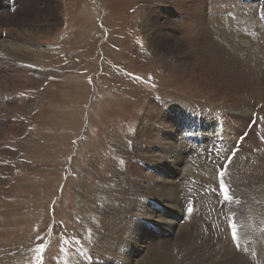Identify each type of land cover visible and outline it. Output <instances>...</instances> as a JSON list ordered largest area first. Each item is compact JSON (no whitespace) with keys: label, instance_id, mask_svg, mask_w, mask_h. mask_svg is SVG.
Wrapping results in <instances>:
<instances>
[{"label":"rangeland","instance_id":"1","mask_svg":"<svg viewBox=\"0 0 264 264\" xmlns=\"http://www.w3.org/2000/svg\"><path fill=\"white\" fill-rule=\"evenodd\" d=\"M213 3L221 0H0V31L11 36L14 28L22 44L12 57L0 53V264H93L95 258L103 264L117 238L127 255L149 239L132 254L134 264H264V98L253 97L264 89V62L243 55L244 63L262 66L247 72L255 70L250 83L231 78L238 89L221 87L214 61L184 67L182 86L177 75L157 76L171 55L173 63L183 62L178 57L192 52L183 38L201 34L212 15L242 41L264 37V25L253 35L240 18L247 4L264 24V0H233L221 10ZM254 46L264 53L263 45ZM196 90L201 95L184 102L214 115L186 125L204 126L212 142L205 149L209 138L197 131L191 146L171 132L181 158L165 163L171 156L160 150L154 126L166 118L180 127V111L164 108L174 103V91ZM159 99L161 114L154 116ZM168 180L177 187L180 213L169 209L162 191ZM99 195L106 199L99 202ZM142 200L146 214L135 205ZM97 203L108 209L102 212L108 218L98 212L99 230L90 212ZM158 215L166 228L147 225Z\"/></svg>","mask_w":264,"mask_h":264},{"label":"bare ground","instance_id":"2","mask_svg":"<svg viewBox=\"0 0 264 264\" xmlns=\"http://www.w3.org/2000/svg\"><path fill=\"white\" fill-rule=\"evenodd\" d=\"M233 0H221V3H213V7H219L218 9H224V5L225 4H228V5H236V3H232ZM12 4V3H11ZM10 4V5H11ZM13 5V4H12ZM246 6V9H242L240 10V13H241V20L243 22V24L246 25V27L248 29H251V32L253 33L254 35V32L257 33V29L258 30H261V25H264L260 19H259V14H256L257 15V19H255V12L253 10V8L250 7V5H245ZM237 11V10H236ZM192 13V11H191ZM203 14V13H202ZM208 14V13H207ZM4 15V14H3ZM204 15V14H203ZM202 16V15H201ZM208 16V15H207ZM206 16V17H207ZM223 16V15H222ZM210 22L208 23L207 22V26H202L201 25V34L199 33L198 36L195 35V34H189L187 33L185 35V37L183 38L185 41H187V44L189 46L190 49H192V52H185L184 54L181 55V57L179 56L178 59L182 60L183 62H175L173 63L175 60H177L175 57V60L172 62L170 59H173L172 58V55L170 56V54H173L174 52H171L169 51L167 55H169L170 57H168L166 59V61H164L163 59L160 60V61H164L162 64H161V68L158 70V72H160L159 74H157V76L159 78H162L161 75H163L164 77H168V76H172V75H177L178 77H176V80L177 82L179 81V84H184L185 82H187V75H186V69L188 67H191L192 68H198L199 66L205 64L206 67H209L210 66V63L209 61H214V64L212 65L215 69V71L217 72V74L219 76H221L223 78V83L221 85V87L224 85V83H227L229 84L230 86V89H238L236 88L237 85H235V83L238 81V83H250L251 81V76H254L255 75V70L253 69L252 70V73H251V76H248L247 75V72H251V68H257V66H262V65H257V63H255V67L253 66V63H244L243 60L244 59V56L243 55H250L254 60H258L260 59V62L259 63H263L264 61H262L264 59V53L262 51H259L256 46H254V44H257L259 46L263 45L264 46V37H262V39H251V40H246L245 38H243L244 41H242L241 38L237 37L235 34H231V33H227V31L230 30V27H228V29H224L222 26L219 25V23L221 22L219 19H217L216 17H214L213 15L210 16ZM236 17V16H235ZM206 21V18L204 19ZM208 20V18H207ZM176 22V21H174ZM178 23V22H177ZM173 24V23H172ZM224 26H226L224 23H222ZM241 24V22L239 23ZM251 24L253 25L252 28H251ZM177 25V24H176ZM220 26V28H219ZM213 27V28H212ZM227 27V26H226ZM257 27V29H256ZM6 28V27H5ZM180 29V28H179ZM15 29L13 28L12 31L10 32L12 35L11 36H8V34L5 31L4 28L1 29L0 31V53L1 55L4 57V58H7L5 57L6 55L7 56H11L12 55L10 54L11 50L12 51H19L20 48L22 47V44H20V40H17V37L14 36L13 34V31ZM198 30V31H199ZM16 31V30H15ZM254 31V32H253ZM263 32V31H262ZM212 36H214V39L212 38ZM254 37V36H253ZM181 41V40H180ZM28 43V42H27ZM182 43V42H181ZM180 43V44H181ZM183 45V44H182ZM34 46V45H33ZM24 47V46H23ZM39 49V48H38ZM4 50L6 52H4ZM26 50V49H25ZM29 50H32V49H29ZM27 51V50H26ZM146 51V50H145ZM160 51V50H159ZM24 56H28L30 57L31 54L27 53V52H24ZM148 53V52H147ZM20 55H23L22 53H19ZM154 57H155V54L158 55L156 53V50L155 52L153 51L151 53ZM164 54V53H163ZM229 54L230 55V59L229 60H226L224 59V55H227ZM144 55V54H142ZM177 55V53H176ZM32 57V56H31ZM144 57V56H143ZM147 57V56H146ZM158 58V57H157ZM160 59V58H159ZM158 59V60H159ZM2 60V59H1ZM4 60V59H3ZM148 60V59H147ZM169 60V61H168ZM151 62V61H150ZM255 62V61H254ZM182 67V68H181ZM184 67L186 69H184ZM191 69V68H190ZM261 69V68H260ZM189 70V69H188ZM190 71V70H189ZM264 71V70H263ZM259 72V70L257 71V73ZM188 74V73H187ZM261 74V73H260ZM259 75V74H258ZM255 77V76H254ZM257 77V76H256ZM2 78V77H0ZM231 78H236V82L235 83H230L232 82L230 79ZM255 79V78H254ZM173 80V79H172ZM1 82V81H0ZM166 80H161V85L168 88L166 86ZM170 80L167 82V85L170 87ZM173 82V81H172ZM237 83V84H238ZM178 84V85H179ZM231 84V85H230ZM176 85V84H175ZM232 85H235L232 86ZM240 85V84H239ZM263 85V84H262ZM182 86V85H181ZM263 88V86H262ZM215 89V88H213ZM221 89V88H220ZM211 90V89H210ZM216 91V90H215ZM229 91V90H228ZM193 95H190V94H187V93H181L184 94L182 96H180L178 94V92H173V97H174V103L173 104H169L167 105L164 110L165 111H172V110H179L180 111V122L182 123L180 127H178L176 125V123L173 121L172 123H168L167 122V119L166 118H162V117H159V120L160 118H162L161 121H158V123L155 124L154 126V134L156 136V140H158V142L162 143L163 144V147L162 149L160 150H163V152L165 153H169L167 155L171 156V157H168L165 159V163L166 161H169V162H178V158H181V153L178 152V146L176 145L177 143H174L176 141L175 139V136H172L171 135V132H174L176 135V137L178 136L179 138L177 139L176 142L180 141L181 143H185V144H189L191 146H195L198 139L196 138V136L193 135L192 132H200L202 134H205V138H209V141L208 143H205L203 145V147L206 149L209 147L210 143L212 142V137H213V134H210L207 129L200 125V124H197L195 125V129H191L189 128L186 123L195 118V117H199V118H204V119H209V117H212V115L214 114H211V111L208 112L206 109L207 107H204V106H189L187 104V102H184L186 99H189V98H194L195 96L197 95H201V90H196V91H190ZM217 92V91H216ZM224 92H219L218 91V94L220 95H223ZM166 97H171L169 95H166ZM253 97L257 100L258 98L260 99H263L264 98V89H261V90H258L256 93L254 92L253 93ZM223 97H220L219 99H222ZM239 100H241V103H242V99L238 98ZM222 101V100H221ZM226 101V100H225ZM235 101V100H234ZM159 104L155 107V112H154V116L155 115H158V113L160 112V108H161V105L163 104L162 103V100L159 99L158 100ZM255 102V101H254ZM240 103V104H241ZM247 104H251L252 102L251 101H246ZM221 104V103H220ZM166 105V104H165ZM235 105V104H234ZM260 105H263V110H264V104H260ZM242 106V105H241ZM254 106V105H253ZM256 106V105H255ZM236 107V106H235ZM238 107V106H237ZM246 107V106H244ZM240 108V107H239ZM251 108V107H250ZM258 109V108H257ZM257 109L254 111L257 112ZM233 110V109H232ZM237 110V109H236ZM246 110V109H245ZM247 111V110H246ZM250 112L251 114H253V112ZM218 112V111H217ZM216 112V113H217ZM262 112V108L260 106V109L259 111L257 112V120L260 121L261 120V117H260V113ZM242 113H243V109H242ZM245 113V112H244ZM161 114V112H160ZM220 115V114H219ZM229 115V114H228ZM249 115V114H248ZM144 117V116H143ZM217 117V115H216ZM215 118V117H214ZM236 118V117H235ZM239 118V117H238ZM216 119V118H215ZM249 119V118H248ZM145 120V119H144ZM203 120V119H202ZM225 120V119H224ZM205 121V120H203ZM211 121V120H210ZM218 121V120H217ZM143 122V121H142ZM146 122V121H145ZM148 122V121H147ZM146 122V124H147ZM151 123H154V122H151ZM216 123V122H215ZM143 126V124H141ZM154 125V124H153ZM153 125L151 126V129L153 127ZM146 126V128H145ZM143 126V128L147 129V125ZM214 127V126H213ZM143 129V131L145 130ZM150 129V130H151ZM259 129V128H258ZM142 131V129H141ZM147 131V130H146ZM145 132V131H144ZM185 133L189 136V137H186L185 136ZM152 134V133H151ZM173 134V133H172ZM150 135V133H149ZM144 136V135H142ZM154 136V137H155ZM145 137V136H144ZM147 137V136H146ZM149 137V136H148ZM147 137V138H148ZM155 140V139H153ZM145 141V140H144ZM144 141H140L141 143H139V147H141V145L144 144ZM152 141V140H151ZM247 141V140H246ZM156 142V141H155ZM248 143V142H247ZM251 144V143H250ZM146 145V144H145ZM153 145V144H152ZM224 145V144H223ZM253 146V145H252ZM138 147V148H139ZM142 148V147H141ZM165 149H167L165 151ZM182 149V148H181ZM180 149V150H181ZM245 149V147L243 148ZM248 149V148H247ZM141 150V149H140ZM179 150V151H180ZM250 150V149H249ZM139 151V150H138ZM142 151V150H141ZM146 151V150H145ZM183 151V150H182ZM153 153V152H152ZM243 153V152H242ZM242 153L240 152L239 155H242ZM251 153V152H250ZM143 154V151L142 153ZM151 154V153H150ZM158 155V153H156ZM149 155V154H148ZM147 155V156H148ZM159 158H163V154H159ZM166 155V156H167ZM238 155V156H239ZM151 156V155H150ZM244 156V154H243ZM154 157V156H152ZM246 157V156H245ZM156 158V157H155ZM154 158V159H155ZM145 160V159H144ZM239 161V160H238ZM249 161V160H248ZM258 161V160H257ZM256 162V161H255ZM249 163V162H247ZM246 163V165H247ZM132 164V163H131ZM245 164V163H244ZM172 165V164H171ZM241 165V164H240ZM238 165V166H240ZM262 165V164H261ZM133 166V164H132ZM244 166V165H243ZM256 166V165H255ZM253 166V168L255 167ZM172 167V166H171ZM233 167V166H232ZM169 168V167H168ZM238 168V167H237ZM241 168V167H240ZM246 168V166H245ZM244 168V169H245ZM258 168V167H257ZM117 170V169H116ZM236 170V169H235ZM247 170V169H246ZM119 171V170H118ZM117 171V172H118ZM140 171V170H139ZM142 171V170H141ZM178 171V170H177ZM234 171V170H233ZM114 172H116L114 170ZM122 172V171H121ZM145 172V171H144ZM172 172V171H171ZM230 172V171H229ZM239 172V171H238ZM248 172V171H247ZM120 173V171H119ZM118 173V174H119ZM117 174V176H118ZM142 174V173H141ZM233 174V173H232ZM241 174V173H240ZM110 175V174H109ZM121 175V173L119 174V176ZM237 175V174H236ZM243 175V174H242ZM145 176V174H144ZM150 177V176H149ZM244 177V176H243ZM115 178V177H114ZM165 178V177H164ZM234 178V177H233ZM237 178V177H236ZM242 178V176H241ZM235 179V178H234ZM245 179V178H244ZM255 179V178H254ZM264 179V178H263ZM164 180V179H163ZM257 180V179H256ZM232 181H235V180H232ZM238 182V181H237ZM138 183V182H137ZM233 183V182H232ZM107 184L106 182L104 183V185ZM143 184V183H142ZM141 184V185H142ZM103 185V186H104ZM241 185V184H240ZM239 185V186H240ZM102 186V185H101ZM100 186V187H101ZM243 186V185H242ZM241 187V186H240ZM244 187V186H243ZM103 188V187H102ZM144 188V187H143ZM105 189V188H104ZM240 189L239 188V192H240ZM244 189V188H243ZM243 189L241 191H243ZM245 190V189H244ZM248 190V189H247ZM103 191V190H102ZM159 191V190H158ZM162 191L164 192V195L168 198L170 204H169V209L171 211H177L180 213L182 212V208L181 206L178 205V201H177V187L176 185L174 184L173 181L171 180H168V182H166L164 188L162 189ZM139 192V191H138ZM238 192V193H239ZM245 192V191H244ZM248 192V191H247ZM262 191H260L261 193ZM159 193V192H158ZM249 193V192H248ZM109 194V193H108ZM140 194V193H139ZM161 194V193H160ZM263 194V193H262ZM98 195V193H97ZM125 195V194H124ZM159 195V194H158ZM238 194L236 193V196ZM241 196L243 194H240ZM247 195V194H246ZM100 196V195H99ZM143 196V195H142ZM240 196V197H241ZM245 196V195H244ZM258 196V194H257ZM260 196V194H259ZM258 196V197H259ZM262 196V195H261ZM101 197V198H100ZM98 197V201L101 202L100 200H105L106 197H102L100 196ZM140 197V196H139ZM183 203L186 201L188 202V195L187 194H183ZM238 198L239 195L237 196ZM247 197V196H246ZM263 197V196H262ZM100 198V199H99ZM153 198V197H152ZM179 198V197H178ZM244 198V203L245 200L247 201L249 199V197L247 199ZM260 198V197H259ZM264 198V197H263ZM159 199V198H158ZM157 200V199H156ZM108 201V200H107ZM138 201V199H137ZM104 202V201H102ZM106 202V201H105ZM123 202V201H121ZM107 203V202H106ZM95 204V203H94ZM99 203H97L95 205V209L92 208L93 210H90L91 214L95 217L96 219V223L94 222V226H97L98 230L101 229V227H98V217H100V215L98 216V212L102 213H106V210L107 209V204H102V206L98 205ZM135 205L137 206V209L139 210L140 214H146V207H145V200H142L141 203L140 201L138 203H135ZM247 205V204H246ZM165 206V205H164ZM179 206V208H178ZM116 207V206H115ZM122 208V207H121ZM115 209V208H114ZM116 211H118L117 209H115ZM110 212V211H108ZM127 212V211H126ZM125 212V213H126ZM99 213V214H100ZM130 213V212H129ZM103 214V213H102ZM123 215V214H122ZM128 215V214H127ZM106 216V215H105ZM104 214H103V218L105 217ZM118 216V214H117ZM146 216V215H145ZM143 216V217H145ZM108 218V216H106ZM105 217V218H106ZM120 217V216H119ZM118 217V218H119ZM159 217V218H158ZM158 217H154L152 220L153 221H150L147 223L148 226H152V225H162L160 227H162L164 229V227L166 228L167 224L163 226V224L165 223H162L163 219L160 215H158ZM101 218V217H100ZM124 218V217H123ZM128 218V217H127ZM88 219V218H87ZM117 220V219H115ZM124 220V219H123ZM126 220V219H125ZM168 220H166L167 222ZM89 222V224H91L92 222L86 220V223ZM101 222V221H100ZM102 223V222H101ZM105 223V222H104ZM103 223V224H104ZM123 224V222H121ZM135 223V222H134ZM88 224V223H87ZM86 224V225H87ZM132 224V222H131ZM101 226V225H100ZM109 226V225H108ZM117 226V225H116ZM91 227V226H90ZM104 227V226H103ZM111 227V226H110ZM96 228V227H95ZM103 229V228H102ZM92 230V229H91ZM109 230V229H108ZM94 231V229H93ZM96 231V229H95ZM101 231V230H100ZM104 231V230H103ZM113 231V230H112ZM95 233V232H94ZM96 233H99V232H96ZM95 233V234H96ZM107 233V232H106ZM124 234V232H122ZM122 234V235H123ZM110 238V237H109ZM145 238H148V236L146 235ZM86 240V239H85ZM117 242L118 244H112V245H109V248H108V252H105V253H108V260L104 261L103 264H109V263H113V259L117 260V262L119 261L120 263L119 264H134L135 260L134 258L132 257V254H136L138 253L140 250H142L145 246L148 245V241L149 239H147L146 241V244H145V240H144V243L140 244V246L136 247V248H133V251L131 252V255H127V250H128V246H126V244H124L120 238H117ZM156 243V242H155ZM107 245V246H108ZM115 247V248H113ZM153 247V246H152ZM156 247V246H155ZM167 247V246H166ZM89 248V247H88ZM87 249V248H86ZM97 249V248H96ZM111 249L115 250V255L116 254H119L120 256H118L119 258L116 259V257L112 256L110 253H111ZM157 250V249H156ZM147 252V251H145ZM157 252V251H156ZM101 253V252H100ZM100 253H98L100 255ZM97 254V252H96ZM145 254V253H144ZM159 254V253H158ZM161 254V253H160ZM232 254V253H231ZM94 255V254H93ZM98 255V256H99ZM153 255V254H152ZM154 256V255H153ZM144 257V256H143ZM148 257V256H147ZM157 257V256H155ZM159 257V256H158ZM150 258V257H149ZM148 258V259H149ZM143 259V258H142ZM263 259V258H262ZM150 260V259H149ZM149 260H144L140 262V264H151L149 263ZM205 260V259H204ZM213 260V259H212ZM154 263L152 264H155L157 262H155V260H153ZM157 261V260H156ZM215 261V260H214ZM137 262V261H136ZM174 262V261H173ZM172 262V263H173ZM179 262V261H178ZM204 262V261H202ZM200 262V264L202 263ZM210 262V261H209ZM213 262V261H212ZM234 262V261H233ZM162 263V262H161ZM172 263H167V264H172ZM205 263V262H204ZM239 263V262H238ZM251 263V262H250ZM93 264H100V261L98 262V258L94 259L93 261ZM164 264V263H162ZM166 264V263H165ZM196 264H199V263H196ZM216 264V262H215ZM256 264V263H255Z\"/></svg>","mask_w":264,"mask_h":264},{"label":"snow or ice","instance_id":"3","mask_svg":"<svg viewBox=\"0 0 264 264\" xmlns=\"http://www.w3.org/2000/svg\"><path fill=\"white\" fill-rule=\"evenodd\" d=\"M220 175H221V176H223V175H224V173H223V172H221V173H220ZM222 187H223V186H222ZM226 198H227V197H226Z\"/></svg>","mask_w":264,"mask_h":264}]
</instances>
